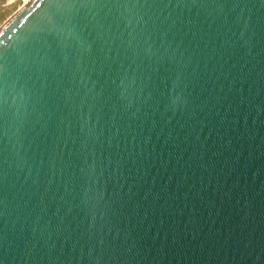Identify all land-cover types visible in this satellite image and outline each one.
Listing matches in <instances>:
<instances>
[{"label": "water", "instance_id": "95a60500", "mask_svg": "<svg viewBox=\"0 0 264 264\" xmlns=\"http://www.w3.org/2000/svg\"><path fill=\"white\" fill-rule=\"evenodd\" d=\"M0 264H264V0L26 3Z\"/></svg>", "mask_w": 264, "mask_h": 264}, {"label": "rangeland", "instance_id": "374dc122", "mask_svg": "<svg viewBox=\"0 0 264 264\" xmlns=\"http://www.w3.org/2000/svg\"><path fill=\"white\" fill-rule=\"evenodd\" d=\"M30 0H0V29Z\"/></svg>", "mask_w": 264, "mask_h": 264}]
</instances>
